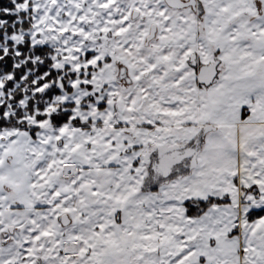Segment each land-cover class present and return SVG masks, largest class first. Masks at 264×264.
Masks as SVG:
<instances>
[{
    "label": "snow or ice",
    "instance_id": "snow-or-ice-1",
    "mask_svg": "<svg viewBox=\"0 0 264 264\" xmlns=\"http://www.w3.org/2000/svg\"><path fill=\"white\" fill-rule=\"evenodd\" d=\"M0 264H264V0H0Z\"/></svg>",
    "mask_w": 264,
    "mask_h": 264
}]
</instances>
